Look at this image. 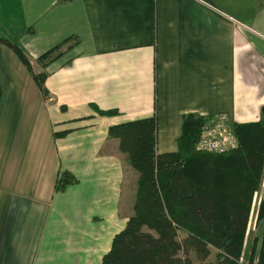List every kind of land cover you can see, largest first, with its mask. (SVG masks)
Instances as JSON below:
<instances>
[{"label": "crops", "instance_id": "1", "mask_svg": "<svg viewBox=\"0 0 264 264\" xmlns=\"http://www.w3.org/2000/svg\"><path fill=\"white\" fill-rule=\"evenodd\" d=\"M0 38L47 92L0 41V264H99L136 177L109 124L155 113L157 150H173L183 114L248 121L264 102V0H0ZM59 169L76 182L55 191ZM259 200L264 182L245 252L264 235Z\"/></svg>", "mask_w": 264, "mask_h": 264}, {"label": "trees", "instance_id": "2", "mask_svg": "<svg viewBox=\"0 0 264 264\" xmlns=\"http://www.w3.org/2000/svg\"><path fill=\"white\" fill-rule=\"evenodd\" d=\"M68 38L39 53L36 61L45 66L69 46ZM0 41L47 96L45 71H32L18 43L6 38ZM96 110L106 115L118 113L116 108ZM212 116L183 114L176 148L164 151L156 147L155 113L107 126V135L117 139L118 149L136 177L131 214L113 235L99 264H191L190 254L204 264H241L244 253V264H264V235L254 234L246 252L244 247L252 198L264 182V102L254 120H226L236 145L222 152L195 148L202 124ZM75 182L71 173L59 169L54 190ZM263 213L264 204L259 200L255 221Z\"/></svg>", "mask_w": 264, "mask_h": 264}, {"label": "built area", "instance_id": "3", "mask_svg": "<svg viewBox=\"0 0 264 264\" xmlns=\"http://www.w3.org/2000/svg\"><path fill=\"white\" fill-rule=\"evenodd\" d=\"M235 145L236 138L222 114L214 115L205 121L195 141L196 149L216 152L228 150Z\"/></svg>", "mask_w": 264, "mask_h": 264}, {"label": "rangeland", "instance_id": "4", "mask_svg": "<svg viewBox=\"0 0 264 264\" xmlns=\"http://www.w3.org/2000/svg\"><path fill=\"white\" fill-rule=\"evenodd\" d=\"M134 187H135V184H134ZM133 199V198H132ZM212 255H213V252L211 251V253H210V255H209V257H208V260H211L212 259ZM190 258H191V264H204L205 263V261L204 262H199V261H197L194 257H193V255L192 254H190Z\"/></svg>", "mask_w": 264, "mask_h": 264}]
</instances>
